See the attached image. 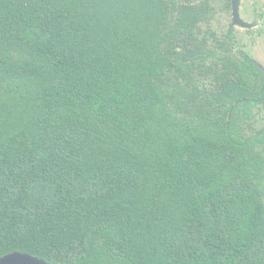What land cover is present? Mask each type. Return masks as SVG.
<instances>
[{
  "label": "trees",
  "instance_id": "1",
  "mask_svg": "<svg viewBox=\"0 0 264 264\" xmlns=\"http://www.w3.org/2000/svg\"><path fill=\"white\" fill-rule=\"evenodd\" d=\"M215 8L0 0V258L264 264L259 92Z\"/></svg>",
  "mask_w": 264,
  "mask_h": 264
},
{
  "label": "flooded vegetation",
  "instance_id": "2",
  "mask_svg": "<svg viewBox=\"0 0 264 264\" xmlns=\"http://www.w3.org/2000/svg\"><path fill=\"white\" fill-rule=\"evenodd\" d=\"M212 1L216 7L210 22L216 27L211 30L215 44L219 42L226 45L231 59L243 68L246 78L258 88L259 100L251 106L246 126L247 130L252 131L251 121L256 119L255 111L258 117L261 113L260 121L264 123V0H239L237 17L246 25L244 27L233 25L232 0ZM218 14L226 17V26L216 25ZM218 27L224 29L220 31ZM258 133L264 141V126Z\"/></svg>",
  "mask_w": 264,
  "mask_h": 264
},
{
  "label": "water",
  "instance_id": "3",
  "mask_svg": "<svg viewBox=\"0 0 264 264\" xmlns=\"http://www.w3.org/2000/svg\"><path fill=\"white\" fill-rule=\"evenodd\" d=\"M239 0H232L233 12H234V22L233 25L246 26L237 17ZM0 264H48L45 261L38 259L36 257L30 256L28 254L20 252H12L10 254L4 255L0 258Z\"/></svg>",
  "mask_w": 264,
  "mask_h": 264
},
{
  "label": "rangeland",
  "instance_id": "4",
  "mask_svg": "<svg viewBox=\"0 0 264 264\" xmlns=\"http://www.w3.org/2000/svg\"><path fill=\"white\" fill-rule=\"evenodd\" d=\"M217 16H219V17H217ZM216 17H217V19H216V18H215V19L218 20V24H216V25L221 26V27L226 26V22H227L226 17H224V16L222 17L220 14L216 15ZM214 28H216V27L214 26V24H213V23H212V24L210 23V30L213 31ZM217 29H219V30L221 31V30H223L224 28H219V27H218ZM254 116H256V119L251 121V126H252L253 130H252V131H250V130H246V134H248V135H254L255 133H258L259 130H260V128H262V127L264 126V123H262V122L260 121L261 113H260V117H258L259 114L256 113V111H255ZM258 134H259V133H258ZM259 136L261 137L260 134H259ZM263 143H264V142H263ZM261 144H262V143H261ZM263 147H264V145H263ZM262 155H263V157H264V151L262 152ZM262 186H263V192H264V173H263ZM263 197H264V196H263Z\"/></svg>",
  "mask_w": 264,
  "mask_h": 264
}]
</instances>
